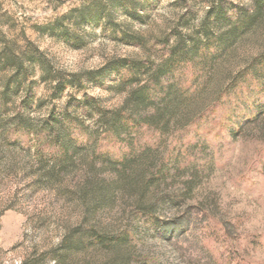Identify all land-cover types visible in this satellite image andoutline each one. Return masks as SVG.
<instances>
[{
  "label": "rangeland",
  "instance_id": "obj_1",
  "mask_svg": "<svg viewBox=\"0 0 264 264\" xmlns=\"http://www.w3.org/2000/svg\"><path fill=\"white\" fill-rule=\"evenodd\" d=\"M204 45L160 80L188 91L136 105ZM263 53L264 0H0V264H264V97L240 133L209 115L169 152ZM121 110L155 121L98 138Z\"/></svg>",
  "mask_w": 264,
  "mask_h": 264
},
{
  "label": "trees",
  "instance_id": "obj_2",
  "mask_svg": "<svg viewBox=\"0 0 264 264\" xmlns=\"http://www.w3.org/2000/svg\"><path fill=\"white\" fill-rule=\"evenodd\" d=\"M130 13L132 11H129ZM207 45L204 46H198L189 53L188 51L183 52L179 56H174L171 59V62L167 63L164 69L158 68L157 71H155L152 74L151 79L148 83L143 85L139 88V91L135 94L134 99L136 100V105L140 106H164L167 105V103L170 101L171 97L174 95L171 94L173 92L176 96H180L179 94H182L191 87L190 82H185L183 85L180 83L178 84V90H181L182 93L179 91H173L171 87H162L160 85V80L163 76H166V73H168L167 70H169L171 67L174 69L180 68L183 72H189L191 70H195L193 64H192V56H196L199 54L200 56H206L208 52ZM123 63H115L111 69L107 72V74H111L112 72H116L118 69H120L123 65ZM128 71L130 73V80H137V68L134 66L128 67ZM94 75V74H93ZM92 74H89L88 78L91 81H96L98 77H93ZM195 75V73H194ZM250 81L249 84H246L247 81ZM229 87L221 92L214 101L213 104L210 105V107L204 111V113L199 114L195 119H193L191 122H189L185 127L182 129V133L176 135L174 141L171 143L169 147V152L173 154L175 150H182L187 144L186 142L183 143V139L181 136L185 132H194L199 135L203 134V132H200L201 130V122L206 121V118L209 115L214 114V120L213 122H219L221 126L225 128L232 127L235 130V134L240 133L244 126H249L250 123L255 122L257 119L256 117L260 114L256 110L261 108L259 105L260 99L264 97V53L258 56L252 65L247 67L244 71L241 72L237 76L236 79L231 81V84L228 85ZM250 86V87H249ZM66 83L64 84L62 82L60 90L62 91L65 89ZM239 91L237 97L235 98L233 96V99H229L231 97L232 93L235 91ZM242 90V91H241ZM244 92V94L242 93ZM3 96L6 95V90L3 91ZM229 100H233L234 103L231 105L229 103ZM244 100V101H243ZM4 108V104L0 106V108ZM155 116L152 118H143L138 119L135 116H132L125 112L124 110H121L119 113L116 114V116L113 119V125L111 128H107L106 131L99 134L97 137L100 138H107L110 139L113 143L116 145H122V142L119 141V137L117 135L118 130H128V132H136L143 128H149L152 124V121L154 120ZM54 122H58L59 126L63 128V121L66 119H51ZM73 125V130L76 132V134L81 135L83 132V127L79 125L77 122H75L73 119H69ZM164 126V125H162ZM19 128L24 130L25 128L23 125H19ZM163 128V127H162ZM214 132L213 127H209L207 133L205 135L212 134ZM25 135H28V133H24ZM75 135H72V137ZM58 148L61 152L64 154L66 153L63 145L61 143H58ZM120 147V146H119ZM97 156L104 157L106 160H113L114 156L113 154L109 153H102L101 151H98ZM117 160L118 163L123 164L126 160V157L124 155H118L117 154ZM99 243L102 242V240L97 239Z\"/></svg>",
  "mask_w": 264,
  "mask_h": 264
}]
</instances>
